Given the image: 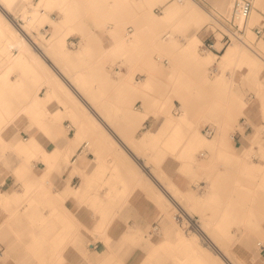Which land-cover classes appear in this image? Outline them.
Wrapping results in <instances>:
<instances>
[{
  "label": "bare ground",
  "instance_id": "6f19581e",
  "mask_svg": "<svg viewBox=\"0 0 264 264\" xmlns=\"http://www.w3.org/2000/svg\"><path fill=\"white\" fill-rule=\"evenodd\" d=\"M90 1V5L94 6L92 2L95 0ZM149 1L151 8L154 4L163 7L161 16L151 13L155 20V28H158V32H160V29L170 26L178 13L182 11L177 1L184 2L185 0ZM192 1H185L190 4L191 10L185 14L186 22L179 21L176 27H186L189 23L199 25L203 22L204 16L198 9V4L191 6ZM255 1L256 9L253 7L248 18L249 25L261 22L264 18V0ZM225 2L227 1L225 0ZM232 4L231 2L230 5ZM95 6L104 9L108 13V18L113 20V26H109L112 43L108 49L111 55L117 58L128 54L134 56V52L139 49L143 38L141 36L135 38L127 36L130 35L132 28L128 32L126 31L128 27L126 28L124 12L127 3L123 0H114L108 7L101 3H95ZM55 7L59 8L62 14L59 20H54L49 13L46 14L48 10ZM79 11L80 6L76 0H39V2L0 0V142L4 145L10 144L18 152L32 156L25 157L27 158L26 163L18 164L14 171L19 180L22 181V185L25 186L23 193L15 192L9 197L5 196L2 198L1 205L9 208L23 199L33 203L37 200L36 196L32 198L27 196L36 189L34 192L39 190V194H43L40 197L52 204V207H48V215L62 218L65 222L73 224L74 220L83 213L82 207L77 212H71L69 208L62 206L64 210L60 213L58 205H64L63 201L72 198L80 201L91 200V205L99 216L97 224H101L98 227L101 230L107 224L109 216L113 214L108 209L109 202L125 201L135 189L141 187L150 190L155 198L160 201L166 199L173 206L182 207L183 210L181 209V211L185 212V218L190 220L196 215L195 209H199V205L205 206L220 200L221 183L219 178L212 180L211 188L203 195L197 193L193 188L182 190L175 182L163 178L162 174L158 173V166L140 163L139 160L143 159L144 155L137 154L138 148L150 150L149 154L154 156L157 162H160L163 157H167L169 153H177L176 157H181L182 160L179 166L186 172H191L193 168H196L199 163L197 153L202 149L212 153L219 151L221 156L228 159L238 157L234 151L239 148L233 143L236 135L235 133L228 134V130L231 128L229 123L226 124V127L221 126L212 139L207 138L200 129L194 131L188 129L194 126V121L190 117L191 109L189 106L192 100L199 103L201 110L207 112L206 117L208 119L216 117L218 108H220L217 101L207 102L208 89L192 83L195 78H198L203 80L205 86L212 91H221L227 85V80L224 74L211 79L208 74L210 66H213L215 62L224 66L237 65L240 62H243L242 65L255 66L258 64L257 59L237 43L231 44L221 55L214 52L204 54L203 51L202 54L199 48L201 39L195 31L187 34L186 43L181 47L177 39L166 40L170 34L158 36L159 39L157 40V33L155 42L158 46L170 50L180 47L179 65L174 64L164 69L156 63L154 65L152 58H148L152 67L145 70L147 74H144L145 78L142 80L136 79L135 72H119L117 78H112L109 71L103 67L95 69L91 75H85L80 70L74 74V56L67 49L66 40L75 30L73 25L77 22ZM229 12L231 11L229 10ZM8 13L10 17L7 16ZM21 18L23 22L17 23L19 22L17 19ZM47 24H50L51 30L54 31L51 38L47 40L48 45L45 44V38L39 31L41 26ZM261 47L264 49V40ZM48 49H55V51L58 49V54L63 57L64 67L57 66L45 52ZM251 50L255 55H260L253 48ZM91 54L92 46L86 40L83 43V50L78 52V58L81 59L84 55L89 56ZM49 58L52 63L47 62ZM153 66L158 70L153 71ZM161 73L169 81L166 86L173 88L172 91L182 99L183 114L174 115L171 94H167L168 96L164 100L156 99V104L159 105L160 111L165 115L164 123L157 131L148 130L142 136L137 137V130L144 125L151 115L149 109L138 111L131 104L137 99L148 96ZM12 75H16L15 80H10ZM29 80L36 82L34 88L30 87ZM126 87L133 93L132 101L120 98L118 94L108 96L109 89L121 90ZM43 88H47L44 96L40 95V90ZM54 98H61L66 107L50 112L48 106ZM13 106L18 109L17 112L19 113L30 112V116L42 128V133L44 135L48 133L52 137L55 144L53 149L48 148V146L44 147L43 139L35 135L29 139H24L4 133L2 125L11 116L10 114L7 117L5 114ZM228 114L233 117L232 112ZM66 117L71 118L75 123L76 132L74 136H69V133L61 128L63 119ZM117 123H122V125L117 126ZM11 125L13 126V123ZM116 129L121 130L124 138ZM81 141L84 142L79 149H76ZM257 141L260 142V138L256 134L252 144ZM91 144L95 147L96 156L92 160H88L87 156L92 149ZM154 152L155 155L152 154ZM250 154L251 148H248L245 155ZM262 155L264 157V146L262 147ZM34 159L45 164L41 174L30 167V163ZM66 164L72 166L69 177L59 182L58 177L62 176V170ZM263 167L264 164L258 166L248 162L245 168L249 172L260 173ZM76 176L81 178L77 187L71 184L72 179ZM196 178L197 175L195 174L194 179ZM56 179L58 180V188L55 192L57 198L53 199L52 194L47 190V185L53 184ZM150 182L154 183L155 186ZM256 185L258 188L261 187L259 189H262L263 192L264 177L261 181L258 180ZM95 186H98L99 190L92 194L91 190ZM252 192L254 191L250 187L245 185L241 187L240 185V195L236 197V200L229 201L227 206L223 208L216 206L217 211L213 215L204 212L202 215L204 224L201 223L202 225L200 224L198 228H195L200 230L207 244L209 243L206 244L207 246L205 245L206 247L204 244H200L198 240L200 233L189 235L190 233L183 234L178 230L176 234L178 244L185 245L187 253L185 256L179 257L177 264H237L232 255L226 251L224 245V242L230 239H223V237L233 234L231 226L234 223L242 221L243 217H248V214H244V210L249 207L247 203L250 197L248 198V195H251ZM253 214L251 213V216ZM193 232H197V230L194 229ZM69 234H71V230L68 229L58 231L55 238L48 242V250L51 252L58 251L61 247L60 243L68 239ZM92 244L89 243V245ZM262 244L263 242L257 243L258 246ZM34 248L38 249V246ZM80 249L82 251V248ZM108 256L106 257L107 262ZM117 264L122 263L117 261Z\"/></svg>",
  "mask_w": 264,
  "mask_h": 264
},
{
  "label": "rangeland",
  "instance_id": "374dc122",
  "mask_svg": "<svg viewBox=\"0 0 264 264\" xmlns=\"http://www.w3.org/2000/svg\"><path fill=\"white\" fill-rule=\"evenodd\" d=\"M32 1L39 2V0ZM113 1L114 0H95L92 2L94 6H91L89 3L91 2L90 0H76V3L80 6L79 17L77 22L73 25L75 30L66 40L67 49H69L72 56H74V74L80 70L84 72L85 75H91L92 71L103 67L105 70L109 71L112 78H117L119 72H135L136 79L142 80L145 78L144 74H147L145 70L151 69L152 67L148 58H152L154 65L156 63L164 69L174 64L179 65L180 47L186 43L187 34L191 31H195L201 39V43L199 44L200 52L202 53L203 51L205 52L204 54L211 52L205 50L203 44L210 29L208 25L212 20V14H215V12L209 9L208 6L200 0H193L191 6L198 4V9L204 16L203 22L199 25L189 23L186 27H176L179 21L186 22L187 19L185 14L191 10L190 4L185 2L187 0L184 2L177 1L181 7L182 13L179 12L174 22H172L170 26L160 29V32H158V28H155V20L152 18L151 13L161 16L163 13V7L161 5L154 4L151 8L149 0H123L127 3V8L124 12L126 17V28L128 27L126 31L128 32L131 27L133 28L130 30V35L127 36H131L130 38L141 36V38H143L142 44L139 49L134 52V56L128 54L117 58L111 55L108 49L112 43L109 34V26H113V20L108 18V13L104 9L97 8L95 3H101L108 7ZM172 1L174 0H171V2ZM222 1L225 2V0H221L220 4H215L214 7H216L221 14L230 15L234 2L232 0H226L227 2L221 4ZM228 1L229 4H227ZM252 1L254 9H256V1ZM231 2L233 3L232 5H230ZM220 8H223L225 11L223 9L222 11ZM229 10L231 12H229ZM47 13H49L54 20H59L62 16L60 9L57 7L48 10L46 14ZM7 16H9V13ZM17 20L19 21L17 23L23 22L22 18ZM247 23L245 43L235 41L232 44L237 43L247 50L257 59L258 64L255 66H248L242 65L243 62H240L237 65L231 64L229 66H224L219 62H215L213 66H210L208 74L211 79H215L219 75L224 74L227 85L224 86L221 91H212L209 87L205 86L203 80L198 78L193 80L192 84L204 86L205 89H208L206 94L207 102L212 103L213 101H217L219 103L220 108H218L219 110L215 115L216 117L208 119L206 117L207 112L201 110L199 103L195 100H192L189 105L191 109L190 117L194 121V126L188 129L191 131L200 129L206 134V129L210 127L214 129L215 133L212 136L207 134L205 136L212 139L221 126L226 127V124L229 123L231 128L228 130V134L235 133L236 135L233 143L234 146L239 148L234 151L236 152L235 154H238V157H230V159H228L225 158V156H221L219 151L217 153H212L209 150L202 149L197 153L199 156V163L196 168H193L191 172H186L179 166L182 160L181 157H176L177 153H169L167 157H163L160 162H157L155 161V157L149 154L150 150L138 148L137 151L135 149L137 154L141 156L144 155V161L141 158V160H139L140 163L158 166V173H161L163 178L175 182V184H178V181L181 182L184 186H177L182 190L193 188L197 193L203 195L211 188L212 180L219 178L221 183L219 201L212 202L205 206L199 205V209H195L196 215L190 218V223L188 221L182 222L177 219V213H179L182 207L180 208L177 205L173 206L166 199L160 201L155 198L150 190L139 187L135 189L125 201L119 200L114 203L109 202L108 209L110 212H113V214L109 216L107 224L100 230L98 227H100L101 224H97L99 216L95 213L93 205H91V200H87V202L86 200L80 201L76 198H72L63 201L65 203L64 205H58L60 213L64 210L62 206H66L71 212H77L78 209L82 207L83 213L74 220L73 224H70L65 222L62 218L48 215V207H52V204L43 200V198L40 197V195L43 194H39V190L34 192L35 189L27 196L31 198L36 196L37 200L33 203L23 199L10 208H5L0 204V223H2L0 225V250L14 251L10 254L14 256H10L9 259L15 264H22L20 261L21 258L17 256L18 251L31 253L33 259L31 264H70L69 262L73 260L82 259L83 261H87L90 251H94L95 254L103 257L104 260H106L107 255H109L108 259L110 261H105L103 264H117V261L122 263L120 255L123 252L126 253L127 251L135 250L147 252L149 255L147 260L155 261V263L151 262L150 264H177L179 257H183L187 253L185 245L178 244L177 231L180 230L183 234L190 233L189 235L192 233L201 234L200 230L197 228L201 223L204 224V219L202 218L204 212L213 215L215 211H217L216 206H221V208L226 207L229 201L236 200V197L240 195V185L241 187L245 185L254 191L251 195H248V198L250 197L249 202L247 203L245 201L249 204V207L244 210V214H248V217H243L242 221L234 223L231 226L233 234L222 237L223 239H230H227L224 245L227 249L226 251L234 258L235 263L264 264V191L262 192V189H259L261 187L258 188L256 185L258 180L261 181L264 177V167L261 169L260 173H252L245 168L248 162H252L258 166H263L264 164V157L262 155V147L264 146V49L261 47L264 37H257L254 30L257 27L264 26V18L261 22L255 24L249 25L248 20ZM39 31L42 32L45 38V44L48 45L47 40L54 34V31L51 30V25L47 24L41 26ZM40 32L38 33L39 35ZM156 34L157 40L159 39L158 36L162 37L170 34L166 40L173 38L177 39L180 43V47L170 50L166 47L163 48L158 46L155 42ZM86 40L92 46V54L89 56L84 55V57L80 59L78 58V52L83 50V43ZM251 48L258 51L260 55H255ZM45 52L57 66H61V68L64 67L65 63L63 57L58 54V49L56 51L55 49H48L47 51L45 50ZM50 58L47 60L48 63H52ZM244 68H247V72L243 74ZM155 69V66H153V71H155ZM11 79H16V75L10 76V80ZM167 83H169L167 78L162 73L159 74L148 96L143 99H137L131 104V106L138 111L149 109L153 119L148 120V122L139 127L136 132L137 137L142 136L148 130L157 131L164 123L165 115L160 111L159 105L156 104V99L164 100V98L168 96L167 94H171L170 97L172 96L173 100L172 111L174 115L180 116L183 114L184 108L182 99L172 91L173 88H168V86H166ZM29 85L31 88H34L36 82L29 80ZM46 91L47 88H43L40 90V94L44 95ZM115 94H118L120 98L122 97L130 101L133 99V93L130 92L127 87L121 90L117 88L109 89L108 96H114ZM49 106L51 107L49 108L50 112L59 109L60 106H63V108L66 107L61 98H54ZM17 111L18 109H16L15 106L11 107L10 111H7L5 115L8 117L11 114V116H9V120L2 125L3 131L14 122L13 119L16 118L18 114L26 113L27 116L30 117V112L28 111L22 113ZM229 112H232L233 117L229 116ZM254 113L257 117L256 120L253 118ZM243 119L251 126L250 129L247 130L242 124ZM116 125L121 126L122 123H117ZM61 128L66 130L69 136H74L76 132L75 123L69 117L63 119ZM120 131L121 130H119V133L124 138ZM238 131L241 132L240 136ZM256 134L260 138V142L257 141L252 144V140ZM46 142L48 144L44 145V147L48 146V148H54L55 144L48 133L46 134ZM83 142L84 141H81L76 149H79ZM248 148H251V154L247 156L245 153ZM152 154L155 155V152ZM95 156V147L92 145V149L87 156L88 160H92ZM25 157L32 156L18 152L10 144L4 146L0 144V169L8 175H12L9 179V183L6 185L7 189H11L15 185V176L12 172L13 168L17 164L26 163L27 158ZM128 160H126V162H128ZM30 167L31 169H35L38 174H41L45 168V164L34 159L31 161ZM71 169L72 166L69 164L64 166L62 176L58 177L59 182L69 177ZM195 174L197 175L196 179H194ZM137 175H139V173H137ZM58 180L56 179L53 184L47 185V190L52 194L53 199L57 198L55 192L58 188ZM20 182L21 184L18 186L16 185V187L23 193L25 186L22 185V181ZM80 182L81 178L76 176L72 179L71 184L77 187ZM151 184L155 186L154 183ZM97 190H99V187L95 186L91 190V193L93 194L97 192ZM137 191L142 192L147 199L153 201L155 207L159 210V213H157L155 217L156 222L154 226L153 224L147 227L137 226L136 220H134V217L131 215L132 211L129 208V200L132 194ZM242 196L246 197L245 195ZM253 199H255V201H253ZM129 213L130 215L128 216ZM251 213L254 214L251 216ZM73 216L75 215L73 214ZM11 219H14L16 223H11ZM156 224L159 225V229L154 230ZM185 227L188 228L186 229ZM180 228L186 230L182 231ZM63 229L71 230L69 238L64 242L62 241L63 243H60L61 247L58 251H49L48 242L52 241L50 239H54L55 234H58V231ZM194 229L197 230V232H193ZM61 235L63 236V233H61ZM200 236L198 240L200 244H204L205 246L207 241H205V237L202 234ZM258 242H263V244L258 246ZM89 243L93 244L89 245ZM66 245L67 247H65ZM35 246H38V249H35ZM80 248H82V251ZM72 255H75L74 258Z\"/></svg>",
  "mask_w": 264,
  "mask_h": 264
},
{
  "label": "crops",
  "instance_id": "0c3cea01",
  "mask_svg": "<svg viewBox=\"0 0 264 264\" xmlns=\"http://www.w3.org/2000/svg\"><path fill=\"white\" fill-rule=\"evenodd\" d=\"M200 1L206 4L209 9L213 10V12L221 14V12L218 9H216V7H214L215 4L220 3L219 0H214V1L213 0H200ZM246 72H247V68H244L243 74ZM12 80H15V79H12ZM48 108H51V107L48 106ZM59 108L63 109V106H60ZM253 118L255 120L257 119L255 113L253 114ZM148 120H153L152 116H149L146 122H148ZM13 126L10 125L8 128H6V130H4V133L10 136L17 137V138L23 137L24 139H29L32 135H35L43 139V145L48 144L46 142V135L42 133L43 131L42 128L38 126V124L34 121L32 116L29 117L27 116L26 113L18 114V116H16V118L14 119ZM0 144L4 146V144H2L1 142ZM17 165L13 168V171H12L15 176V185L11 189H7L6 185L9 183V179L12 175H8L7 173L4 174L5 172L2 169H0V183H1L0 185V204L2 202V198H4L5 196L9 197L15 192H20V190H18L16 185L17 186L20 185L21 182L17 174L14 172ZM177 185L180 187L184 186L179 181ZM129 201H130L129 208L132 211L131 215L134 217L133 219L136 220L137 226L147 227L150 224H153V226L155 225V222H156L155 217L157 213H159V210L155 207V203L153 201L147 199L142 192H138V191L132 194ZM129 215L130 213L128 214V216ZM11 223L14 224L16 223V221L14 219H11ZM1 224L2 223H0V225ZM12 252L14 251L0 250V264H15L12 260L9 259L10 256H14V255H10L12 254ZM17 254H18L17 255L18 258H21L20 261L22 264H31L33 262L31 253L25 252V251L24 252L18 251ZM74 256L75 255H72L73 258ZM120 258L122 259L123 264H150L151 262L155 263L154 260H151V261L147 260V258H149V255L147 254V252L143 250L127 251L126 253L123 252L120 255ZM105 261L106 260H104L103 257L98 256L97 254H95L94 251H90L87 261H83L82 259V260H73L69 263L70 264H103Z\"/></svg>",
  "mask_w": 264,
  "mask_h": 264
},
{
  "label": "built area",
  "instance_id": "2783aa9c",
  "mask_svg": "<svg viewBox=\"0 0 264 264\" xmlns=\"http://www.w3.org/2000/svg\"><path fill=\"white\" fill-rule=\"evenodd\" d=\"M253 7L254 4L252 0H235L230 15H223L220 13L212 14V20L208 25L210 29L203 44L204 49L220 55L235 41L245 43L247 20L253 11ZM242 22H244V24H242ZM254 30L257 37H264V26L257 27ZM242 124L247 130L251 128L245 119H243ZM214 133V129L210 127L206 129L207 135L212 136ZM238 134L241 135V132L238 131ZM177 219L182 222L188 221L190 223V220L185 218L184 212L181 210L177 213ZM156 226L159 228V225L156 224Z\"/></svg>",
  "mask_w": 264,
  "mask_h": 264
}]
</instances>
